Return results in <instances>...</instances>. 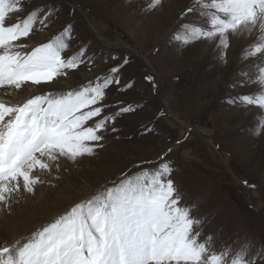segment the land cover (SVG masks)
I'll use <instances>...</instances> for the list:
<instances>
[{
	"label": "rangeland",
	"instance_id": "rangeland-1",
	"mask_svg": "<svg viewBox=\"0 0 264 264\" xmlns=\"http://www.w3.org/2000/svg\"><path fill=\"white\" fill-rule=\"evenodd\" d=\"M53 1L60 7L58 14L48 18V27L37 23L41 30L23 38V43L47 42L71 25L72 38L64 55L86 46L92 65H81L52 83L25 87L15 97L4 96L3 90L0 96L22 100L78 89L127 58L119 73L120 85L106 90L101 103L108 107L99 118L116 112L117 105L134 108L99 133L102 146L95 147L93 155L50 161L51 171L35 173L42 183L34 193L21 189L7 206L0 203V245L30 236L125 175L167 162L181 206L194 205L191 215L202 221L201 240L211 235L217 250L245 242L253 251L264 248V130L254 134L261 112L231 102L257 92L255 80H245L255 77L264 55L244 58L258 42L257 34H230L226 49L218 40L183 44L177 38L183 36L182 25L203 23L195 12H186L193 0H162L152 10L149 0ZM22 6L23 11L12 14L7 24L36 9V0H23ZM148 71L155 76L154 92L150 91L153 80L146 79ZM173 76L177 80L172 81ZM129 82L132 86L125 88ZM241 181H246L247 191Z\"/></svg>",
	"mask_w": 264,
	"mask_h": 264
},
{
	"label": "snow or ice",
	"instance_id": "snow-or-ice-1",
	"mask_svg": "<svg viewBox=\"0 0 264 264\" xmlns=\"http://www.w3.org/2000/svg\"><path fill=\"white\" fill-rule=\"evenodd\" d=\"M22 3L0 0V90L8 97H15L25 87L52 83L93 62L86 46L64 55L72 38L71 25L47 42L35 46L17 43L41 30L36 29L37 23L48 27L53 14L51 8L46 12L36 8L7 24L12 14L23 11ZM161 3L149 0L148 9ZM186 12H195L203 23L182 25L183 36L177 34V38L183 44L218 40L226 49L230 34L256 33L258 42L246 50L244 58L264 55V0H193ZM127 63L125 58L78 89L22 100L0 96V203L7 206L21 189L34 193L35 186L42 183L35 173L51 171L50 161L59 157L76 161L102 146L99 133L134 108L117 105L116 112L99 118L108 107L101 103L106 90L120 85L119 73ZM253 79L257 92L239 95L231 102L261 111L254 129L259 135L264 130V63H259L255 77H248L245 83ZM131 86L129 82L125 88ZM89 121H93L91 126ZM171 171L169 163L161 162L157 168L125 175L119 183L76 203L30 236L0 245V264H257L264 260V248L253 251L247 242L217 250L211 235L201 240L202 221L191 215L194 205L181 206Z\"/></svg>",
	"mask_w": 264,
	"mask_h": 264
},
{
	"label": "crops",
	"instance_id": "crops-1",
	"mask_svg": "<svg viewBox=\"0 0 264 264\" xmlns=\"http://www.w3.org/2000/svg\"><path fill=\"white\" fill-rule=\"evenodd\" d=\"M44 4V5H43ZM36 8H42V9H44L45 10V12L49 9V8H51V9H53V14L52 15H57L58 14V12H59V8L60 7H58L57 5H56V3L53 1V0H39V1H37L36 0ZM42 15H43V13H41ZM153 17V16H152ZM71 35H72V33H71ZM156 47H154V48H152V50H154ZM155 50H157V49H155ZM118 64H121V62L119 61L118 63H116L115 65H118ZM105 73H107V70L105 71ZM148 73L150 74V76L152 77V80H153V82H154V84H153V90H150V91H152V92H154V91H156V89H157V83H156V81H155V76L152 74V73H150L149 71H148ZM125 80H128V79H125ZM173 80H177V78L176 77H172V81ZM179 140H180V138H178ZM215 139L216 138H214L213 140L215 141ZM218 146H221L220 145V143L218 144ZM223 151H224V149H222ZM224 153H225V155L229 158V160H233V158L232 157H230V155L227 153V152H225L224 151Z\"/></svg>",
	"mask_w": 264,
	"mask_h": 264
},
{
	"label": "bare ground",
	"instance_id": "bare-ground-1",
	"mask_svg": "<svg viewBox=\"0 0 264 264\" xmlns=\"http://www.w3.org/2000/svg\"><path fill=\"white\" fill-rule=\"evenodd\" d=\"M168 2H169V1H168ZM12 16H13V15H12ZM138 26H139V25H138ZM239 35H240V36H239ZM241 36H242V34H239V33H238L236 37H241ZM17 43H23V41L21 40V41H18ZM28 45H30V46H35L36 43H33V42H32V43H30V44H28ZM226 67H227V66H226ZM251 107H252V108H255V109H258L256 106H251ZM168 110H169V108H168ZM251 111H252V110H251ZM259 111H260V110H259ZM169 112L172 113V111H170V110H169ZM260 112H261V111H260ZM172 114H173V113H172ZM172 114H171V115H172Z\"/></svg>",
	"mask_w": 264,
	"mask_h": 264
},
{
	"label": "water",
	"instance_id": "water-1",
	"mask_svg": "<svg viewBox=\"0 0 264 264\" xmlns=\"http://www.w3.org/2000/svg\"><path fill=\"white\" fill-rule=\"evenodd\" d=\"M241 185H242L243 189L247 191V188L245 189V187H246V185H247V184H246V181H241Z\"/></svg>",
	"mask_w": 264,
	"mask_h": 264
}]
</instances>
